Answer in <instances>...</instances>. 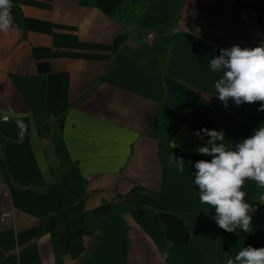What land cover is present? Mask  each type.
I'll return each instance as SVG.
<instances>
[{
	"label": "crops",
	"instance_id": "1",
	"mask_svg": "<svg viewBox=\"0 0 264 264\" xmlns=\"http://www.w3.org/2000/svg\"><path fill=\"white\" fill-rule=\"evenodd\" d=\"M12 5L15 28L0 33V264H228L264 247V193L252 232L229 233L194 184L195 163L212 159L197 131L223 130L234 148L264 126L260 102L225 107L210 67L221 49L264 42V0ZM241 190L250 203L258 186Z\"/></svg>",
	"mask_w": 264,
	"mask_h": 264
},
{
	"label": "clouds",
	"instance_id": "2",
	"mask_svg": "<svg viewBox=\"0 0 264 264\" xmlns=\"http://www.w3.org/2000/svg\"><path fill=\"white\" fill-rule=\"evenodd\" d=\"M12 7V0H0V33L7 34L15 28ZM210 67L213 72L222 73L214 88L225 107L229 100L237 106L260 102L258 110L264 112V42L256 47L237 44L221 49L220 54L210 60ZM195 135L200 139L209 137L197 151L212 157L195 163L194 184L199 189L200 203L215 209L213 219L224 231L232 233L240 229L251 233L255 209L246 202V193L241 189L246 180L264 187V126L255 129L253 135L234 148L224 143L223 130L204 128ZM174 158L179 171L183 172V160ZM228 264H264V247H244Z\"/></svg>",
	"mask_w": 264,
	"mask_h": 264
},
{
	"label": "trees",
	"instance_id": "3",
	"mask_svg": "<svg viewBox=\"0 0 264 264\" xmlns=\"http://www.w3.org/2000/svg\"><path fill=\"white\" fill-rule=\"evenodd\" d=\"M263 193H264V187H259L258 186V191L253 195L250 204H252V206H254L255 202H258V203L261 204V195ZM237 230H239V229H237Z\"/></svg>",
	"mask_w": 264,
	"mask_h": 264
},
{
	"label": "built area",
	"instance_id": "4",
	"mask_svg": "<svg viewBox=\"0 0 264 264\" xmlns=\"http://www.w3.org/2000/svg\"><path fill=\"white\" fill-rule=\"evenodd\" d=\"M146 36H147L146 38H150V37H152V33H147ZM1 119H2V120H7L8 117H7V116H2ZM0 183H2V182H0ZM2 184H3V183H2ZM7 216H8V213H4V214L2 215V217H1V220H2V221H5V219H6Z\"/></svg>",
	"mask_w": 264,
	"mask_h": 264
},
{
	"label": "bare ground",
	"instance_id": "5",
	"mask_svg": "<svg viewBox=\"0 0 264 264\" xmlns=\"http://www.w3.org/2000/svg\"><path fill=\"white\" fill-rule=\"evenodd\" d=\"M6 188L2 183H0V195H5ZM7 193V192H6ZM9 207V206H8Z\"/></svg>",
	"mask_w": 264,
	"mask_h": 264
}]
</instances>
